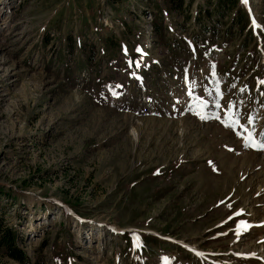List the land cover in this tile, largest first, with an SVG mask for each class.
<instances>
[{
	"label": "rangeland",
	"instance_id": "374dc122",
	"mask_svg": "<svg viewBox=\"0 0 264 264\" xmlns=\"http://www.w3.org/2000/svg\"><path fill=\"white\" fill-rule=\"evenodd\" d=\"M215 1L0 0V216L32 264H264V0Z\"/></svg>",
	"mask_w": 264,
	"mask_h": 264
},
{
	"label": "trees",
	"instance_id": "16d2710c",
	"mask_svg": "<svg viewBox=\"0 0 264 264\" xmlns=\"http://www.w3.org/2000/svg\"><path fill=\"white\" fill-rule=\"evenodd\" d=\"M169 4V10L172 15L183 14L189 12L194 0H165ZM211 6V0H207ZM237 4V0H216L214 10L210 9L202 10V14L208 19L214 14L219 13L221 18H225V13L229 12L230 8H234ZM219 17V18H220ZM192 17L190 15L185 16V20L189 21ZM200 19L198 18V21ZM240 27L245 28L247 22L244 21L245 17L240 15ZM203 25V24H202ZM205 27V26H203ZM24 239L20 230V224H8L4 217L0 216V252L3 256L17 262L18 264H32V260L29 257L27 251L22 247Z\"/></svg>",
	"mask_w": 264,
	"mask_h": 264
},
{
	"label": "snow or ice",
	"instance_id": "6c2138e0",
	"mask_svg": "<svg viewBox=\"0 0 264 264\" xmlns=\"http://www.w3.org/2000/svg\"><path fill=\"white\" fill-rule=\"evenodd\" d=\"M255 23V22H254ZM222 96V93H220ZM219 107V105H217ZM202 109L206 108V105H201L200 106ZM198 114L200 115L201 119H207V112L203 111L202 113L198 112ZM218 118V117H217ZM250 123H253L254 125V120L250 118ZM233 125H236L237 127H239V121L238 120H232V123H227L225 124L226 127H232ZM245 131L247 132L246 136H243L242 139H244L245 141V146L246 147H254L256 150H261L264 151V133L260 134V138L257 139V133H255L252 130L249 129H245ZM241 228H246L247 225L246 224H242L240 225Z\"/></svg>",
	"mask_w": 264,
	"mask_h": 264
},
{
	"label": "bare ground",
	"instance_id": "6f19581e",
	"mask_svg": "<svg viewBox=\"0 0 264 264\" xmlns=\"http://www.w3.org/2000/svg\"><path fill=\"white\" fill-rule=\"evenodd\" d=\"M6 24V20L2 18V15H0V30H2V27H4ZM49 224V222H47Z\"/></svg>",
	"mask_w": 264,
	"mask_h": 264
}]
</instances>
